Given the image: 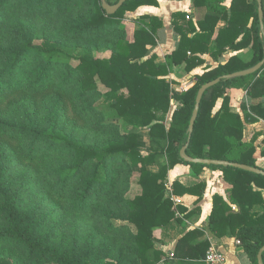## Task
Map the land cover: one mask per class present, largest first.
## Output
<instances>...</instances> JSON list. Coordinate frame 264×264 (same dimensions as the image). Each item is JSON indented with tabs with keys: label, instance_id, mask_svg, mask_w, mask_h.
Returning a JSON list of instances; mask_svg holds the SVG:
<instances>
[{
	"label": "trees",
	"instance_id": "trees-1",
	"mask_svg": "<svg viewBox=\"0 0 264 264\" xmlns=\"http://www.w3.org/2000/svg\"><path fill=\"white\" fill-rule=\"evenodd\" d=\"M105 1L113 5L119 0ZM191 1L195 7L208 8L206 18L200 22V33L189 39L181 32L176 50L166 56V63L158 64L151 50L157 44V31L162 27L160 20L150 15L138 16L135 21L140 25L134 30L132 40H128L122 23L126 13L143 6L156 7V0H126L114 14L103 9L101 0H0V9L12 13L10 23L3 26L0 22V142L13 147L14 157L27 171L35 168L39 172L36 181L43 184L52 198L66 203L71 214H95L113 220L114 215L108 209L94 207L95 203L114 200L121 205L125 209L124 220L134 231L129 245L131 253L142 264H158L163 258L166 264H189L184 261L183 247L192 232L180 239L176 252L170 256L177 259L168 258L156 247L153 232L179 220L177 213L187 214L183 206L174 203L172 196L193 193L199 202L206 186L198 183L184 187L178 181L169 184L168 171L178 164L189 166L196 174L203 168L219 170L231 189L227 202L214 195L209 228L218 231L220 227H230L248 263L257 264L258 251L264 245V177L232 167L186 163L179 152L187 143V129L199 88L224 75L248 69L264 58V17L261 30L256 0H231L228 9L221 5L223 0ZM261 4L264 13V0ZM60 14L64 15L62 32L75 40L71 47L44 37L41 44H35L33 25L13 18ZM176 16L185 18L182 14ZM221 16L226 25L218 31L210 47ZM98 40L112 42L109 58L93 57L90 46ZM249 46L253 50L249 61L233 56L224 64L194 76V85L187 91H175L166 80L169 69L184 63L189 73L200 63L195 56L198 52L218 57L227 48L237 51ZM99 87L107 91L117 116L135 128L124 138L106 140L102 145L79 139L60 124L63 96L76 102L77 112L80 109L90 118L99 114L91 105V98L98 94ZM231 87L253 90L249 109L264 118L263 65L250 76L221 80L204 93L186 154L195 159L257 167L252 146L256 137L249 143L244 141V124L229 108ZM22 94L48 97L50 105L37 117L36 112L29 111L23 98H18ZM219 100L221 107L214 113ZM173 102L177 104L174 110L171 109ZM92 124L99 130L113 126L112 122L101 119ZM142 130L148 131L150 142L158 144L166 156V165L157 172L145 169L156 162V156L142 155L138 133ZM12 164L11 157L0 152V244L19 247L28 264H92L40 234L41 220L20 207L11 181L6 180ZM123 164L128 170L143 168L136 185L140 192L129 199H111L119 188V181L112 173ZM256 206L261 211H254ZM107 229H113L111 223ZM202 245L201 250H193L197 254L192 255L195 259L205 258L208 244ZM262 260L264 263V253ZM0 264L11 262L0 259Z\"/></svg>",
	"mask_w": 264,
	"mask_h": 264
},
{
	"label": "rangeland",
	"instance_id": "rangeland-1",
	"mask_svg": "<svg viewBox=\"0 0 264 264\" xmlns=\"http://www.w3.org/2000/svg\"><path fill=\"white\" fill-rule=\"evenodd\" d=\"M116 0H111L115 2ZM136 10L133 13H126L124 16L123 24L127 31L128 40H132V34L134 30L140 25L136 22L138 14ZM20 19L24 23H31L35 32V44H41L43 37L47 38L52 42L65 43L66 46L71 47L75 40L69 38L62 32L61 23L64 20V15H38L34 17H27L23 15L13 17ZM12 13L6 12L0 9V22L5 25L10 23ZM252 19L249 21L251 24ZM112 42L100 41L93 43L90 46V51L94 58H109L112 50L110 48ZM157 46V44H156ZM156 46L152 48L151 54H156ZM251 48L246 47L244 49ZM72 53L71 50H68ZM253 50L250 49L248 57L251 56ZM157 57V56H156ZM158 63V62H157ZM73 64V63H72ZM76 63L74 62V65ZM159 64V63H158ZM188 73V72H187ZM185 76V75H183ZM187 85V81L184 79L183 82L177 83V89H183L181 92L187 91L194 84ZM176 91V90H175ZM243 92L245 95L250 93L253 94V90H245L242 87H231L229 94ZM52 92H50L51 94ZM56 93L54 92V95ZM229 97V108L230 111L235 113L231 103H241L236 98ZM238 95V94H236ZM18 98H23L27 108L31 112H36L37 117H40L44 108L50 105V99L45 96L29 97L19 95ZM220 101V100H219ZM76 102H72L68 97L62 99L61 106V117L60 124L67 133L76 136L79 139H86L89 143H97L102 145L106 140H120L124 138L130 131H134L135 128L125 124L116 114L115 110L110 106V97L107 91L99 87L98 94L91 98V105L99 111L95 113L91 118L87 114L80 112V109L76 110ZM79 105V104H78ZM177 106L175 102L173 106ZM215 109V108H214ZM235 109V108H234ZM239 109V108H238ZM242 116L239 115L240 119L244 124V141L249 143L253 137L255 141L252 146L255 149L253 157L264 160V118L257 117L253 114L247 104L241 105ZM171 112L169 111L166 121H170ZM248 116L255 118L256 120H248ZM112 122L113 126L105 130H99L92 122H98L99 120ZM248 124H254L253 128H249ZM140 138L139 143L141 145L142 155L152 153L156 156V162L149 164L145 167L150 172H157L162 165H166L167 159L165 154L160 151L158 144H152L147 130L138 131ZM249 139V141H248ZM0 152H4L9 155L12 159V166L7 175L6 180L11 181L13 191L18 196L20 201V207L25 209L28 213L32 214L36 219L41 220L39 232L41 235H47L50 241L63 248L64 250L75 253L78 258H83L91 262L92 264H142V262L134 259L130 250V241L133 236V227L128 225L124 220L125 209L118 205L114 200L108 203L96 202L94 207H102L109 210L114 215L113 220L102 219L95 214L91 215H73L66 208V203H61L50 196L45 190L42 183H38L35 177L39 172L35 168L27 169L21 166L18 159L14 157L13 147L0 142ZM162 153V155H161ZM261 162H259L260 164ZM125 164L112 173V176L119 181V188L111 197L113 198H131L133 195L140 192L136 186L140 175V171L143 168L126 169ZM40 169V168H39ZM27 172L31 173L28 174ZM26 174V175H24ZM24 175V176H23ZM42 176L41 169L39 178ZM175 203V202H174ZM177 213V217H179ZM178 224L179 220L170 222L165 227H159L158 229H166L172 223ZM108 223L112 224V230L107 229ZM155 230L153 234L155 233ZM129 247V248H128ZM24 252L17 246L9 243L0 244V259H7L11 264H28L24 258ZM171 255V254H170Z\"/></svg>",
	"mask_w": 264,
	"mask_h": 264
},
{
	"label": "crops",
	"instance_id": "crops-1",
	"mask_svg": "<svg viewBox=\"0 0 264 264\" xmlns=\"http://www.w3.org/2000/svg\"><path fill=\"white\" fill-rule=\"evenodd\" d=\"M158 5L156 7L143 6L136 12L140 15H150L156 17L162 23V27L157 31V46L156 56L159 64L166 63V56L175 51L180 43L181 32L186 34L189 39H192L196 33H200V22L206 17L207 7H195L191 0H156ZM231 0H223L221 5L227 6L228 9ZM178 14L185 16L184 19H180ZM223 15V14H222ZM138 18V17H137ZM189 23V24H188ZM226 25L225 20L221 16L220 20L216 24L214 34L210 40V47L213 45L218 31L223 29ZM193 29V31H191ZM251 48L232 50L227 48L224 54L221 56H213L210 53L202 52L196 53L195 56L200 61L189 73L186 72L185 63L179 66H175L172 70L169 69V74L166 77L167 81H170L171 87L177 92H181L182 89H177V83L187 81V85L192 84L194 76L201 75L207 70L216 68L219 64H224L229 58L236 56L243 62L250 60L248 52ZM252 55V52H251ZM185 75V76H183ZM238 94V95H236ZM228 95L229 91H228ZM231 98H236L241 103H231V107L234 112L241 114V105L251 103L250 93L246 95L241 91L230 95ZM221 107V100L218 101L214 109V113ZM176 106L174 105L172 110ZM235 108V109H234ZM239 108V109H238ZM249 128H253L254 124H248ZM249 141V139H248ZM256 161V166L264 170V160L259 159ZM259 162H261L259 164ZM173 181H178L184 187H191L198 183L205 184V190L202 198L197 202V196L192 193L183 194L182 196H172V200L176 204H180L186 209V215L183 213L179 215L180 222L176 224L172 223L168 228L155 230L153 234L156 241V247L162 251L168 258L176 252V246L180 239L183 238L188 232H192L188 241L184 244L183 253L186 254L184 261L189 264H207L204 259H195L192 255L196 256L194 249L201 250L203 242L208 244V248L214 245L220 254L222 255V264H249L246 255L242 248L239 247L238 241L233 237V230L228 227H220L218 231H214L209 228V218L213 209V197L218 195L227 202V195L231 189V185L223 179V174L219 170L203 168L199 174H196L189 166L178 164L168 171V183L172 184ZM199 193V189L197 191ZM264 196V191H262ZM232 206V205H231ZM232 210L236 213L238 208L232 206ZM254 211H261L260 207L256 206ZM171 254V255H170ZM188 254L191 257L188 258ZM206 255V254H205ZM158 264H166L164 258Z\"/></svg>",
	"mask_w": 264,
	"mask_h": 264
},
{
	"label": "water",
	"instance_id": "water-1",
	"mask_svg": "<svg viewBox=\"0 0 264 264\" xmlns=\"http://www.w3.org/2000/svg\"><path fill=\"white\" fill-rule=\"evenodd\" d=\"M102 1V7L103 9L108 13V14H114L122 5L126 0H119L117 3L113 4V5H109L106 3L105 0H101ZM257 2V13H258V17H259V22H260V29H263V17H264V13H263V9H262V4H261V0H256ZM264 65V58L257 63L256 65L242 70V71H238V72H234L228 75H224L220 78H217L213 81H210L204 85H202L196 95L195 98V104H194V108L191 114V118L189 120V125H188V129H187V134H188V138H187V143L184 147H182L180 149L179 152V156L180 158L185 161L186 163H192V164H202V165H207V166H217V167H232V168H236V169H241L256 175H261L264 177V170L260 169L258 167H251V166H247V165H243V164H239V163H232V162H228V161H222V160H212V159H195L192 158L190 156H188L186 154V149L187 146L189 144L190 141V137L193 131V126L195 123V120L197 118L198 115V111H199V106H200V102L201 99L204 95V93L212 88L213 86L217 85L221 80H233L236 78H241V77H246V76H250L254 73H256L257 71H259ZM264 253V245L259 249L258 254H257V264H264L263 260H262V255Z\"/></svg>",
	"mask_w": 264,
	"mask_h": 264
},
{
	"label": "built area",
	"instance_id": "built-area-1",
	"mask_svg": "<svg viewBox=\"0 0 264 264\" xmlns=\"http://www.w3.org/2000/svg\"><path fill=\"white\" fill-rule=\"evenodd\" d=\"M222 261V255L218 249L214 245H211L206 252L205 262L207 264H222Z\"/></svg>",
	"mask_w": 264,
	"mask_h": 264
}]
</instances>
